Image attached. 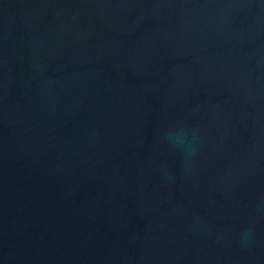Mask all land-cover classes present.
I'll use <instances>...</instances> for the list:
<instances>
[{"label":"water","instance_id":"95a60500","mask_svg":"<svg viewBox=\"0 0 264 264\" xmlns=\"http://www.w3.org/2000/svg\"><path fill=\"white\" fill-rule=\"evenodd\" d=\"M0 264H264L262 0H0Z\"/></svg>","mask_w":264,"mask_h":264},{"label":"clouds","instance_id":"9594fccd","mask_svg":"<svg viewBox=\"0 0 264 264\" xmlns=\"http://www.w3.org/2000/svg\"><path fill=\"white\" fill-rule=\"evenodd\" d=\"M164 140L169 148L179 154L183 163L196 151L197 132L195 130L189 132L185 126L176 125L165 131Z\"/></svg>","mask_w":264,"mask_h":264}]
</instances>
